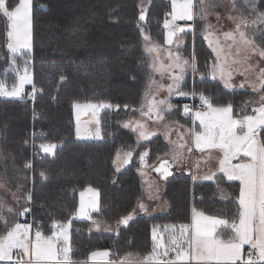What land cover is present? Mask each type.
<instances>
[{"label":"trees","instance_id":"1","mask_svg":"<svg viewBox=\"0 0 264 264\" xmlns=\"http://www.w3.org/2000/svg\"><path fill=\"white\" fill-rule=\"evenodd\" d=\"M9 2L15 4L18 0ZM140 2L32 0L31 50L14 57L7 52L0 58L1 75L15 80L17 72L28 70L32 83L39 88L33 102L25 97L0 96V174L9 175V188L17 191L12 200L7 195L2 197L6 208L0 212L4 217L0 219V234L24 217H30L32 226L44 236L53 232L54 224H68L72 264L86 261L91 252L99 249L109 250L115 261H122L133 253L141 257L152 254L154 230L169 232L172 226L187 224L191 207L227 220L237 217L236 183L222 178L194 182L183 175L185 185L169 193L168 212L138 214L127 225H117L118 220L132 213L140 197V151H147L144 158L148 162L163 148L161 138L154 137L135 150L133 135L119 128L121 121L138 114L150 73L141 28L156 43L162 45L165 41L164 23L170 0H149L144 8ZM233 2L244 14L252 15L255 23L264 21V0ZM141 12L145 13L143 20ZM192 26V32L182 34V56L194 60L200 76L191 86V76L187 75L186 84L196 88V95L208 97L213 106L231 104L234 118L253 114L264 96V84L257 103L251 101L254 94L249 90L223 88L208 72L212 55L200 33L197 6ZM255 32L264 43V28ZM83 102L110 105L99 116L100 139L76 137L73 105ZM173 102L167 114L189 121L183 99ZM260 132V141L264 142V129ZM42 144L56 147L45 153L40 148ZM118 149L134 154L129 164L116 172L113 159ZM36 153H43L40 160ZM87 186L98 191V210L91 213L89 220L74 219L78 193ZM219 187L228 191L229 199L216 198ZM25 207L29 211L20 215ZM9 208L13 211L9 212ZM94 220L110 224L113 230H92ZM169 236L164 237V245Z\"/></svg>","mask_w":264,"mask_h":264},{"label":"rangeland","instance_id":"2","mask_svg":"<svg viewBox=\"0 0 264 264\" xmlns=\"http://www.w3.org/2000/svg\"><path fill=\"white\" fill-rule=\"evenodd\" d=\"M148 2L149 0H141V8H144L148 4ZM233 5V0H194V13L192 10L191 21L193 22V17L195 15V6H197V13L201 27L200 33L201 36H203L204 34V38H202L206 40V46L212 55L211 65L208 71L210 77L214 78L215 72L219 71V69L222 67L225 73L230 72L234 76L232 80L234 85L237 86L238 82H241L244 78L242 82L245 83V88L251 89V92L254 94V98H252L251 101L257 103L262 94V80H264V76H261L260 70L264 69V58L260 57L258 51H256L255 53L251 51L253 45H245L240 42L239 32H244L246 34V37L254 42V45L264 47V43H262L256 37L255 32L256 30L264 28V21L255 23L256 20L253 19L252 15L244 14L238 7H234ZM143 15L145 17L144 12ZM171 16L173 17L172 13L169 14L168 18H170ZM168 20L169 19H166V21L168 22V27H165V35H167V37H165L164 44L162 45L156 43L152 39L146 40L145 37L149 36L141 28L143 47L149 59L150 73L147 79L140 107L138 108V114L134 117L124 119L119 123L120 129L125 130L133 135L135 150H137L143 143L153 139L154 137H160L163 144L162 150L157 154L151 155L150 161L148 162L145 160V158L143 162L141 161V154L147 153V151H140L139 153L138 162L140 166L137 169V176L139 178L140 184V197L136 203L134 210L131 213L132 217L144 213L145 215H155L157 213L162 214L168 212L170 208V202L168 200V196H170L169 193H175L174 190H176L177 187H183V185H185L186 180L183 178V175H186V170H189V174L186 176L190 177L192 180L195 176V181L208 180L204 179L203 177L209 175H212V180H215V178L218 177V175L222 172L220 170L219 163L223 158L222 152L218 150L208 149L201 151L195 147L191 130L199 129V121L194 120V113L193 115H190L191 121H188L186 119L181 120L178 115L177 117H175V115L167 114L169 111H172L174 107L173 101L175 99H183L184 97H186L179 95V92L183 91L190 94V92L196 91V88L194 89L190 87V85L188 86L186 84L188 83L185 80L186 76H191V86L192 81L196 80L200 76L196 72V69L194 67V60H189L182 56V47H179V45L182 43V40L180 38H177L176 33L174 32L176 23L174 22V19L172 21ZM238 25L239 30H237ZM169 33H174V35L169 36ZM225 33H232L235 37V40L228 39L225 36ZM166 40L170 42H166ZM7 43L8 38L6 36V22L2 17H0V58L7 52L10 55H13L7 47ZM150 43L158 45V47L155 50L148 52L146 51V46H148ZM30 50L21 49L15 55H22L23 53H27ZM245 57H247V59H245ZM184 61H187L188 63L185 64ZM27 74L31 77L32 80L31 72L27 70ZM24 75L25 69L16 73L15 80L12 76L0 74V81L4 83L8 91H11L15 85L19 84V78ZM218 75L219 74H217L216 78L221 79V77H219ZM175 76L181 77L179 81V88L173 87L172 91L170 92L169 85L174 84L173 77ZM31 84L32 83H25L23 85L22 93L20 96L1 97L24 99L25 91L23 90H25L27 86H30ZM185 86L188 87L185 88ZM160 101H165V103L161 104ZM74 104L76 105L75 107L73 105L76 137L81 140L100 139L101 130L99 126V116L103 109H107L110 107H103L101 105L109 104L91 102ZM169 105H171V107H169ZM149 107H153V112L156 114V117L151 118L147 115ZM184 114L188 115L190 113H186L184 109ZM137 123L144 125V130L148 133H151L148 139L145 140L140 138V129L137 128V130H133L136 127ZM125 124H128V127H125ZM78 129L80 133L79 135H77ZM189 148L191 149V151H189ZM177 152L181 153V156L178 160H174V154ZM128 153L129 152H125L121 149L117 150L113 159V167L116 172L121 171L131 161L134 152H130L131 156L127 159V162H125V158L127 157ZM163 160L167 161L168 164H170V166L167 167V171L171 174L167 175V177H171L167 181H165V178L161 177L156 171V169L159 167L160 162ZM0 180H4L6 183L5 185L4 182L0 181V201H3L2 197H4V195H7L10 200H12L15 197L17 191L11 190L9 188L11 177L9 175L2 176L0 174ZM98 204L99 197L98 191L96 189L87 186L84 189L80 190L78 193V205L74 215V219L89 220L91 213L98 210ZM141 204L144 205V210H141ZM82 205L85 209V215H81L79 212ZM5 208L6 207L0 208V212L5 210ZM196 209L195 207L194 209L193 207H191V213L192 211L198 210ZM191 213L189 222L185 224L189 226V234L192 231ZM92 223L94 224L93 226L91 225V229L94 231L111 232L113 230L110 224L98 220H94L92 221ZM60 226L61 225H58V227L54 229L49 236H42L45 238L52 237L58 249H70L69 226L67 227V241H65L62 236H60L59 238L53 236L54 232L59 233ZM179 229L180 226L175 229H173L172 227L169 232L167 230H164V232L161 233L157 228L155 230L157 236V239L155 241L152 235V241L154 242L151 249L152 254L141 257L136 253H133L127 255V258H124L123 260H128L130 262L143 261L159 255L160 249L162 251L165 250L163 246H158L161 244V242L164 243V237L169 236L174 230L178 232ZM37 230V228H34L32 231L31 238L33 241L35 240V233ZM4 234L6 233L0 235ZM154 248H156L155 252L153 251ZM185 248H187V244H185ZM106 251L107 250L105 249H99L98 252L104 255V253H107ZM172 252L175 253L174 251L169 250L170 254ZM102 262L103 263L89 262L88 264H108L104 263V261ZM50 263L51 262H48V264ZM188 264H190L189 261Z\"/></svg>","mask_w":264,"mask_h":264},{"label":"snow or ice","instance_id":"3","mask_svg":"<svg viewBox=\"0 0 264 264\" xmlns=\"http://www.w3.org/2000/svg\"><path fill=\"white\" fill-rule=\"evenodd\" d=\"M248 0H245L247 3ZM235 7V4L233 5ZM173 19H192L191 0H184V3L177 10V2L173 0ZM0 17L6 22V36L8 38L7 47L13 54V57L21 49L30 50L31 48V29H32V0H18L15 4L9 0H0ZM140 19H144L143 12ZM165 27L168 22L165 21ZM239 30V25L237 26ZM183 31V29H180ZM174 33H169V36ZM228 39L235 40L232 33H225ZM240 42L245 45H253L251 51L259 52L261 58H264V47L254 45V42L246 37L244 32H239ZM149 40V37H145ZM166 42H170L166 40ZM158 45L149 44L146 51L155 50ZM247 59V57H245ZM187 64V61H184ZM155 67V65H154ZM222 76L225 78V86L228 87L231 73H225L220 68ZM261 76H264V69L260 70ZM63 80L64 77L61 76ZM181 77H173L174 84L169 85L171 92L173 87L179 88ZM32 83L31 77L25 70V75L19 78V84L15 85L11 91H8L2 81H0V96H20L23 85ZM264 84V80H262ZM35 91V88H34ZM195 93H192L194 95ZM31 95V94H30ZM179 95L187 96V92H179ZM202 104L208 109L207 112L197 111L194 113V120L199 121V129H192L191 134L195 147L198 150H218L223 153L220 160V170L227 176L228 180H238L240 182V192L238 197V215L231 221L216 217L204 216L203 213L194 211L192 231L189 234L188 225H181L178 232L175 230L170 234L167 245L162 242L158 246L164 247L163 255L167 256L169 250L176 253L174 260L169 264H177V261L187 260L197 261V264H207L209 261H215L216 264H264V142L257 139L261 135V129H264V96L261 97L260 107L253 109L255 115H241L234 118L231 104L226 106H213L210 99L200 94ZM161 104L165 101H160ZM76 105L74 104V107ZM109 107L110 105H101ZM94 107V106H93ZM171 107V105H169ZM154 111L149 107L148 114ZM185 112L189 109L186 106ZM128 127V124L124 125ZM140 129L141 139H148L151 133L144 130V125L137 123L134 131ZM79 129L77 135H79ZM55 144H42L40 148L44 152H52ZM182 147V146H181ZM189 151L191 149L189 148ZM246 157V161L233 165L231 161L237 159L240 155ZM147 153L141 154V161ZM131 153L127 154L125 162L130 158ZM181 153L174 154V160H178ZM115 163V161H114ZM31 167V165H26ZM168 162L164 161L157 171L162 170V175H170L167 171ZM41 176H45L41 172ZM204 179L212 180L213 176H205ZM196 180V177H193ZM31 197L29 196V200ZM5 207L3 201H0V208ZM94 207V206H93ZM144 210V205H140ZM9 212L13 210L8 209ZM25 207L20 215L28 212ZM81 215H85L83 205L79 210ZM0 219H4L0 216ZM132 219V214L122 217L117 221V225H127ZM7 227V222L5 221ZM56 225L54 224V227ZM68 225H61L59 233H53V236L59 238L62 236L67 241ZM175 229V226H172ZM232 234L223 239L225 232ZM154 241L157 239L156 232H153ZM187 244V248H185ZM249 246V251L244 253V246ZM23 250L27 261L17 257L16 264H48L50 261H56V264H70L68 248L58 249L52 237H43L39 230L35 233V240L29 239V229L19 223L7 230L6 234L0 235V261L13 259V250ZM156 251V248L153 249ZM62 254V255H61ZM107 255V253H104ZM147 259V258H146Z\"/></svg>","mask_w":264,"mask_h":264},{"label":"crops","instance_id":"4","mask_svg":"<svg viewBox=\"0 0 264 264\" xmlns=\"http://www.w3.org/2000/svg\"><path fill=\"white\" fill-rule=\"evenodd\" d=\"M176 2H177V10L179 9V6L181 5V4H183L184 3V0H176ZM192 10H193V13H194V0H191V13H192ZM173 14L174 15V12H173V0H170V11H169V14ZM169 14H168V17H169ZM167 17V19H169L168 21H172L173 20V17L171 16L170 18H168ZM193 19H194V17H193ZM174 22L176 23V26H175V28H174V32L176 33V37L177 38H180L181 40H182V43L179 45V47L181 48L183 45H184V42H185V37H183L182 36V34L183 33H187V32H189V31H191L192 32V30H193V26H192V21H191V19L190 20H188V19H174ZM180 29H183V31H180ZM203 34V33H202ZM165 37H167V35H165ZM203 38H204V34H203V36H202ZM184 40V41H183ZM205 40V39H204ZM205 42H206V40H205ZM207 43V42H206ZM230 73V72H229ZM217 74H219L218 76L219 77H221V79H217L216 78V76H217ZM232 75V74H231ZM233 75L230 77V79H229V85L230 86H228V87H226L225 86V78L222 76V74H221V71H220V69H219V71H216L215 72V76H214V78H212V79H214V80H217V81H219L220 83H221V85H222V87L223 88H225L226 90H239V89H242V90H249V91H252L251 89H249V88H245V86H244V82H242L243 80H244V78H243V80L241 81V82H238V85L236 86V85H234V83H233ZM235 78H241V77H235ZM244 87H243V86ZM28 87V86H27ZM24 89H25V87H24ZM23 91H26V89L25 90H23ZM22 93V92H21ZM258 107H260V105L259 106H257L256 108H258ZM255 108V109H256ZM191 115V114H190ZM193 115V114H192ZM251 115H255V113L253 112V114H251ZM193 117V116H192ZM191 121V120H190ZM193 128H194V126H193ZM257 139L260 141V138H259V135L257 136ZM246 157H244L242 154L240 155V157L239 158H237V159H233L232 161H231V163L233 164V165H235V164H238V163H242V162H245L246 161ZM219 178H222L223 180H225V181H232V182H234V183H236L237 184V188H238V192H237V196H236V200H237V204H238V197H239V192H240V182L238 181V180H228V178H227V176L224 174V173H220L219 175H218V177H216L215 178V180H217V179H219ZM191 179V178H190ZM192 180V179H191ZM215 180H198V181H194V180H192V181H194V182H212V181H215ZM229 193H228V191L227 190H225V189H223V188H221V187H219V188H217V190H216V198L218 199V200H221V201H225V200H227V199H229ZM238 207H239V205H238ZM193 209H194V207H193ZM195 209H196V207H195ZM198 209V208H197ZM196 209V210H197ZM196 213H203V215L204 216H208V217H216V218H220V219H225V218H223V217H220V216H216V215H213V214H209V213H206V212H204V211H202V210H200V209H198L197 211H195ZM190 213H191V210H190ZM190 213H189V218H190ZM145 214V213H144ZM147 215V214H146ZM193 215H194V211H192V213H191V225H192V223H193ZM229 221H231V220H229ZM19 224H21V225H23V226H26V227H28V229H29V239L31 238V235H32V231H33V229L34 228H36V227H33L32 225H30V224H26V223H22V222H20ZM93 224L94 223H91V225L93 226ZM58 227V225H56L54 228H53V230L54 229H56ZM42 234V233H41ZM232 233L229 231V232H225L224 234H223V236H222V238L223 239H227L230 235H231ZM43 235V234H42ZM31 240H32V238H31ZM246 247H247V245H245L244 246V253L246 254ZM71 246H70V251H69V258H70V252H71ZM99 251V250H98ZM98 251H93V252H91L90 254H89V256H88V259L86 260V261H84V262H81L80 264H88L89 262H91V263H103L102 261H104V263H108V264H169V261L170 260H174L175 259V257H176V254L175 253H173V254H171V259L170 260H166V256H164L163 255V252L164 251H162L161 249H160V254L159 255H157L156 257L154 256L153 258H151V259H148V260H143V261H134V262H130V261H128V260H122V261H115L112 257H111V255H110V251L109 250H107L106 252H107V254L108 255H105V257H104V255H102V254H100ZM168 254H170L169 252H168ZM17 257H19L21 260H24V261H27V259H28V257H26V256H24V253H23V250H19V249H14L13 250V259L11 260V261H8V260H2V261H0V262H12V263H14V264H16V260H17ZM130 260V259H129ZM51 263H53V264H56V261H50ZM55 262V263H54ZM50 263V264H51ZM190 264H197V261H191V262H189ZM62 264H63V262H62ZM70 264H72V261H71V259H70ZM177 264H188V261L187 260H184V261H177ZM201 264H204V262H201ZM207 264H216V262L215 261H209V262H207Z\"/></svg>","mask_w":264,"mask_h":264},{"label":"built area","instance_id":"5","mask_svg":"<svg viewBox=\"0 0 264 264\" xmlns=\"http://www.w3.org/2000/svg\"><path fill=\"white\" fill-rule=\"evenodd\" d=\"M35 88V91H34ZM192 93H195L194 91L190 92V94L186 97L183 98L185 107L187 106L189 109V113L192 115L193 113L197 112V111H203V112H207L208 109L202 104L200 96L199 95H192ZM31 94V95H30ZM39 94V89L38 87H36L33 83L27 87L24 97L27 101L33 102L35 97ZM47 153V152H45ZM42 154L36 153V157L38 160H40V158L42 157ZM24 214L26 215L27 212H24ZM22 223H26V224H30L32 225V219H30V217L26 218L24 217L22 220ZM249 246L247 245L246 247V253L249 251ZM113 254V252H111ZM171 254H168L165 258L166 260H170L171 259Z\"/></svg>","mask_w":264,"mask_h":264},{"label":"water","instance_id":"6","mask_svg":"<svg viewBox=\"0 0 264 264\" xmlns=\"http://www.w3.org/2000/svg\"><path fill=\"white\" fill-rule=\"evenodd\" d=\"M147 115L150 116L151 118L156 117V114H155L154 112H152L150 115L147 113ZM164 161H165V160H163V161L160 162L158 168H160V165H161ZM168 166H170V164H168ZM156 171H157V170H156ZM157 172H158V174H159L161 177L165 178V180L168 178L167 175H166V176H165V175H162V170H161V171H157ZM185 174L188 175V174H189V170H186V171H185Z\"/></svg>","mask_w":264,"mask_h":264},{"label":"bare ground","instance_id":"7","mask_svg":"<svg viewBox=\"0 0 264 264\" xmlns=\"http://www.w3.org/2000/svg\"><path fill=\"white\" fill-rule=\"evenodd\" d=\"M200 96V95H199Z\"/></svg>","mask_w":264,"mask_h":264}]
</instances>
